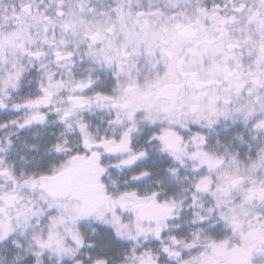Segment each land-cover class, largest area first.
<instances>
[{
	"label": "snow or ice",
	"instance_id": "obj_1",
	"mask_svg": "<svg viewBox=\"0 0 264 264\" xmlns=\"http://www.w3.org/2000/svg\"><path fill=\"white\" fill-rule=\"evenodd\" d=\"M0 264H264V0H0Z\"/></svg>",
	"mask_w": 264,
	"mask_h": 264
}]
</instances>
